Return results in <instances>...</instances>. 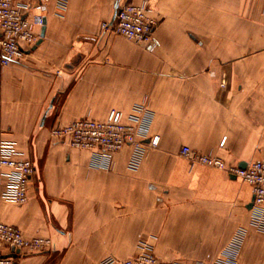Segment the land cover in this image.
<instances>
[{
	"label": "crops",
	"instance_id": "0c3cea01",
	"mask_svg": "<svg viewBox=\"0 0 264 264\" xmlns=\"http://www.w3.org/2000/svg\"><path fill=\"white\" fill-rule=\"evenodd\" d=\"M128 1L69 0L60 16L58 0H32L41 44L0 63V133L36 167L25 204L0 199V223L53 242L14 264H100L134 257L143 242L163 262L209 264L239 232L236 264H264L251 186L180 154L190 147L229 167L264 160V0H147L153 49L100 35ZM144 100L159 144L138 170L128 147L100 169L101 155L51 137Z\"/></svg>",
	"mask_w": 264,
	"mask_h": 264
},
{
	"label": "built area",
	"instance_id": "2783aa9c",
	"mask_svg": "<svg viewBox=\"0 0 264 264\" xmlns=\"http://www.w3.org/2000/svg\"><path fill=\"white\" fill-rule=\"evenodd\" d=\"M42 5L48 0H41ZM69 0H58L59 15L68 6ZM32 0H0V63L9 66L25 57L27 50L39 41L37 26H44L41 15H31ZM158 21L150 16L147 0H132L118 7L113 23L103 22L100 35L121 36L138 44L155 47L154 33ZM154 118L147 100L135 105L131 113L112 109L105 120L91 118L78 119L66 126H55L51 137L67 142L72 148L89 150L101 155L96 162L100 169H110L114 155L130 148L131 170H138L148 148H156L158 136H150ZM146 140L148 143L146 144ZM180 154L193 164L205 165L225 171L251 186L253 191V224L264 231V160L249 163L245 168L229 167L213 154H201L190 147H183ZM36 167L30 159L19 156L15 144L5 140L0 133V199L16 205L28 201L29 187ZM244 232H239L230 246L209 264H236ZM51 239L26 238L23 232L12 225L0 223V264H14L13 254H35L51 250ZM10 251L12 257L6 256ZM100 264H185L181 261L163 262L154 253L153 247L143 242L137 254L129 259L107 257Z\"/></svg>",
	"mask_w": 264,
	"mask_h": 264
},
{
	"label": "water",
	"instance_id": "95a60500",
	"mask_svg": "<svg viewBox=\"0 0 264 264\" xmlns=\"http://www.w3.org/2000/svg\"><path fill=\"white\" fill-rule=\"evenodd\" d=\"M115 16H116V14H115ZM114 18H115V17H114ZM44 32H45V29H44V27H43V31H42V37L44 36ZM41 42H42V40L38 41V42H37V44H36V46L40 45V44H41ZM241 168H245V167H241ZM253 201H254V199L252 200V202H251V204H250L249 208H252V207H253ZM4 257H12V255H9V256H4Z\"/></svg>",
	"mask_w": 264,
	"mask_h": 264
}]
</instances>
